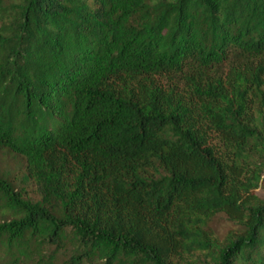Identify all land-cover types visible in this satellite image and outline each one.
<instances>
[{"label":"trees","instance_id":"trees-1","mask_svg":"<svg viewBox=\"0 0 264 264\" xmlns=\"http://www.w3.org/2000/svg\"><path fill=\"white\" fill-rule=\"evenodd\" d=\"M0 149V264H264V0H0Z\"/></svg>","mask_w":264,"mask_h":264},{"label":"rangeland","instance_id":"rangeland-1","mask_svg":"<svg viewBox=\"0 0 264 264\" xmlns=\"http://www.w3.org/2000/svg\"><path fill=\"white\" fill-rule=\"evenodd\" d=\"M0 171L5 175H9L11 179L17 181L18 186L24 187L27 195L35 199L39 198L36 186L32 183L23 181L26 169L24 159L21 156L8 152L5 149H0ZM256 192L260 196H264V186L258 188ZM229 225L230 223L222 216H218L214 220L215 229L218 230L220 235L225 234ZM60 255L62 258L63 253L60 252Z\"/></svg>","mask_w":264,"mask_h":264}]
</instances>
